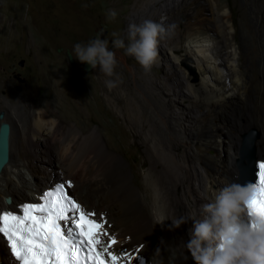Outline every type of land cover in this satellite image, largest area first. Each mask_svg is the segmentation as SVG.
Returning a JSON list of instances; mask_svg holds the SVG:
<instances>
[{
    "label": "bare ground",
    "instance_id": "obj_1",
    "mask_svg": "<svg viewBox=\"0 0 264 264\" xmlns=\"http://www.w3.org/2000/svg\"><path fill=\"white\" fill-rule=\"evenodd\" d=\"M244 5L242 16L248 22L241 23L236 41L229 13L214 10L217 1L132 0L125 36L129 24L144 20L176 25L172 35L160 40L157 60L148 72L128 65L119 50L114 52L129 70L135 93L113 92L102 78L107 102L143 148L137 186L134 176L139 173L119 160L109 137L96 128L57 122L39 132L49 119L50 101L23 112L2 109L4 120L12 116L18 137H12L10 125L9 157L0 171V213L19 212L22 203L39 202L61 178L81 210L115 237L110 251L120 257L118 264H195L185 247L188 230L193 219L203 218V204L219 189L240 184L245 160L237 159L246 129L257 127L259 136L251 146L255 155L264 153V0H245ZM157 66L165 68L161 77L153 72ZM62 83L53 81L55 93L64 88ZM89 93L85 100L72 98L78 111L90 102L92 90ZM31 133L39 138L33 140ZM54 139L55 156L50 149ZM19 163L31 181L19 176L15 182L7 175L8 165ZM12 260L0 239V264Z\"/></svg>",
    "mask_w": 264,
    "mask_h": 264
},
{
    "label": "rangeland",
    "instance_id": "obj_2",
    "mask_svg": "<svg viewBox=\"0 0 264 264\" xmlns=\"http://www.w3.org/2000/svg\"><path fill=\"white\" fill-rule=\"evenodd\" d=\"M215 1L219 2V6L214 10L217 12L224 10L229 13L233 26L230 33L236 41H239L240 25L246 19L242 16L245 0ZM131 3L132 0H0V109L23 112L29 108L30 110L37 108L36 104L45 105V101H50L52 105L49 119L41 126L42 129L40 128L39 132L43 129V131L53 129L57 122L63 126L76 125L84 130L96 128L98 132L105 133L104 137H109L108 140L114 147V154L119 160L130 171L133 169L139 173L143 170L139 164L144 158V152L138 136L124 122L122 115L116 111L115 107L112 104L109 105L101 88L104 83L103 77L107 79L118 77L119 83L113 88V92L135 93L129 70L117 61L116 75L113 77H106L100 72L99 65L86 72L82 69L83 63L74 58L75 54L72 52L76 43L86 44L92 39L100 38V34L105 31L100 39L108 40L109 49L123 53L128 65L140 67L133 57L125 54L124 49H115L111 43L115 38L112 36L114 32L127 43L124 28ZM111 10L117 12L114 20L106 19ZM247 22L246 19V25ZM67 49L72 54V64L65 55ZM20 60H23L22 66L18 65ZM240 60L242 64L245 63L243 56ZM188 68V72L193 74V67ZM153 72L161 77L165 68L157 66L153 68ZM18 76L22 79L21 81ZM135 79L139 80L138 77ZM55 80H61L65 89L55 93L52 86ZM90 90H92L90 102L87 105L83 104L82 109L78 111L72 104L74 97L85 100L90 95ZM55 95H58L59 99L55 98ZM152 113L155 112L152 111ZM153 116L155 122L160 125L159 116L156 114ZM11 118V115L10 117L7 115L6 121L11 125L12 137L16 138L17 130L12 126ZM37 135V133H31L30 137L37 140L39 138ZM257 135L259 136V130L256 126L244 131L237 161L242 158L246 161L248 148L252 149L251 142L254 141L255 144ZM55 142L57 143L56 139L50 146L54 156L58 146ZM256 155L263 156L264 153L259 154L256 151ZM32 160L36 161L35 158ZM7 171V175L9 174L8 176L15 182H18L19 176H23L26 181L31 179L27 169L21 163L11 167L8 165ZM140 180V173L136 174L134 176L136 186ZM58 181L68 187L61 178ZM71 195L73 196L72 193ZM3 200L5 202V197ZM104 231L107 232V229ZM141 257L140 254L139 258Z\"/></svg>",
    "mask_w": 264,
    "mask_h": 264
},
{
    "label": "clouds",
    "instance_id": "obj_3",
    "mask_svg": "<svg viewBox=\"0 0 264 264\" xmlns=\"http://www.w3.org/2000/svg\"><path fill=\"white\" fill-rule=\"evenodd\" d=\"M116 16L117 12L111 10L106 19L114 20ZM175 27L152 20L131 23L127 43L115 32L111 43L115 49H124L148 72L157 60L160 40L172 35ZM72 52L74 58L93 69L99 65L106 77L116 75L117 60L108 40L95 38L86 44L76 43ZM117 83L118 78L105 81L109 89ZM252 191L250 183L226 184L203 204V218L193 219L185 244L195 264H264V217L246 211Z\"/></svg>",
    "mask_w": 264,
    "mask_h": 264
},
{
    "label": "snow or ice",
    "instance_id": "obj_4",
    "mask_svg": "<svg viewBox=\"0 0 264 264\" xmlns=\"http://www.w3.org/2000/svg\"><path fill=\"white\" fill-rule=\"evenodd\" d=\"M258 167L260 184L253 186L260 195L251 199L247 207L255 215L264 217V163ZM63 189L61 184L45 193V204L24 205L20 209L22 215L11 211L0 214V239L8 243L14 257L11 264H81L82 259L84 264H118L120 257L110 251L116 244L115 237L104 231L103 223L92 219L79 204L69 200ZM57 203L58 208L55 206ZM76 212H79L78 219ZM61 221L64 222L63 230ZM76 229H79L78 236ZM104 237L109 242L106 243ZM84 249H87V254L79 256L78 253ZM105 254L110 261L103 259ZM129 259L132 260L131 257Z\"/></svg>",
    "mask_w": 264,
    "mask_h": 264
},
{
    "label": "water",
    "instance_id": "obj_5",
    "mask_svg": "<svg viewBox=\"0 0 264 264\" xmlns=\"http://www.w3.org/2000/svg\"><path fill=\"white\" fill-rule=\"evenodd\" d=\"M105 31L100 34V38L103 37ZM65 55L69 63H73V57L70 51L67 49ZM18 65H23V60L18 62ZM82 69L86 72L91 71V68L86 62L82 64ZM19 80L22 79L18 76ZM4 111L0 109V171L3 165L8 161L9 157V141H10V124L3 119ZM249 148L248 153L246 154L245 164L241 166L242 174L240 179V184H254L256 179V173L258 171V162H264V155L257 156L255 155L254 149ZM8 199V198H7Z\"/></svg>",
    "mask_w": 264,
    "mask_h": 264
},
{
    "label": "trees",
    "instance_id": "obj_6",
    "mask_svg": "<svg viewBox=\"0 0 264 264\" xmlns=\"http://www.w3.org/2000/svg\"><path fill=\"white\" fill-rule=\"evenodd\" d=\"M70 195V194H69Z\"/></svg>",
    "mask_w": 264,
    "mask_h": 264
}]
</instances>
